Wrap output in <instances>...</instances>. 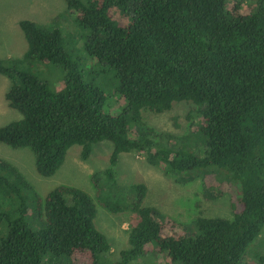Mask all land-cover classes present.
<instances>
[{
  "label": "trees",
  "instance_id": "obj_1",
  "mask_svg": "<svg viewBox=\"0 0 264 264\" xmlns=\"http://www.w3.org/2000/svg\"><path fill=\"white\" fill-rule=\"evenodd\" d=\"M64 2L76 31L86 33L88 57L113 72L124 107L106 111V96L83 81L57 29L21 20L22 58L0 60V75L11 82L5 100L20 118L0 128V143L29 148L43 178L55 174L72 146L86 161L92 145L111 143L108 168L91 183L105 210L134 216L113 260L86 192L60 185L39 196L0 157V264H242L264 233V0L246 14L228 0ZM26 61L60 67L62 88L50 91L21 71ZM176 102L191 103L199 115L188 138L144 120V112L161 114ZM127 152L177 182L200 176L214 198L228 193L231 218L198 216L178 230L175 220L142 205L143 184H117L114 169ZM255 261L264 264V253Z\"/></svg>",
  "mask_w": 264,
  "mask_h": 264
},
{
  "label": "rangeland",
  "instance_id": "obj_2",
  "mask_svg": "<svg viewBox=\"0 0 264 264\" xmlns=\"http://www.w3.org/2000/svg\"><path fill=\"white\" fill-rule=\"evenodd\" d=\"M233 2L239 3L244 14L254 4V0H228V7ZM73 18V14L67 12L64 0H0V60L22 58L26 41L19 28L21 20L33 21L45 30L57 29L62 49L73 67L82 74L83 81L104 93L108 113L118 114L124 102L115 92L113 72L88 57L84 51L86 33L79 28L76 31ZM115 18L120 20L118 14ZM20 70L44 82L50 91L57 92L62 88L63 70L58 66L26 61L21 63ZM10 85V80L0 75V128L20 118L5 100ZM195 109L191 103L176 102L167 112H144L143 117L146 124L157 132L188 138L196 129L199 119V115L193 113ZM80 150V146H72L55 174L43 178L35 171L34 156L29 148L11 149L0 143V157L13 164L39 196H45L52 188L60 185L86 192L96 210L93 224L106 237L111 246L112 259L117 260L119 252L125 247L128 225L134 215L131 212L109 213L98 203L96 189L91 183L93 173L108 168L112 144L102 141L92 145L86 161L80 159ZM114 170L115 180L121 187L143 184L146 193L142 205L152 207L175 220L178 230L198 216L231 218V196L226 193L217 198L212 197L206 193L200 176L186 183L177 182L175 174H164L136 152L121 153ZM260 239L247 247V255L243 257L242 264H258L255 259L264 253V233Z\"/></svg>",
  "mask_w": 264,
  "mask_h": 264
}]
</instances>
